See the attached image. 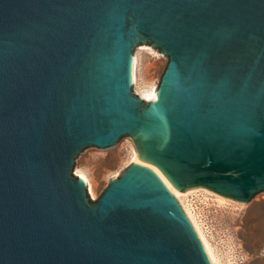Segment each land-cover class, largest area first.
I'll return each instance as SVG.
<instances>
[{
  "label": "water",
  "instance_id": "1",
  "mask_svg": "<svg viewBox=\"0 0 264 264\" xmlns=\"http://www.w3.org/2000/svg\"><path fill=\"white\" fill-rule=\"evenodd\" d=\"M123 136L136 162L93 200L76 159ZM164 181L264 191V0H0V264H212Z\"/></svg>",
  "mask_w": 264,
  "mask_h": 264
},
{
  "label": "rangeland",
  "instance_id": "2",
  "mask_svg": "<svg viewBox=\"0 0 264 264\" xmlns=\"http://www.w3.org/2000/svg\"><path fill=\"white\" fill-rule=\"evenodd\" d=\"M134 54L137 56V71L132 89L139 95L149 94L158 86L168 56L151 43L137 46ZM135 155L137 152L131 137L123 136L111 147L84 149L76 159L74 172L88 178L92 188L91 191L88 185L90 196L96 200L111 178L121 174ZM185 192L184 196H175L186 214L189 216L188 210L192 213L220 264H264V191L246 203L206 188Z\"/></svg>",
  "mask_w": 264,
  "mask_h": 264
},
{
  "label": "bare ground",
  "instance_id": "3",
  "mask_svg": "<svg viewBox=\"0 0 264 264\" xmlns=\"http://www.w3.org/2000/svg\"><path fill=\"white\" fill-rule=\"evenodd\" d=\"M144 47L146 48L147 46H144ZM136 71H137V56H136L135 54H133V61H132V80H133V82H134L135 79H136ZM157 90H158V86H156V87H155V88H154L149 94H144V95H140V96H141L144 100L148 101V100L154 95V93H155ZM136 156H137V155L134 156V158H133V162H136V161H135V157H136ZM80 176L83 177V178L86 180L87 185H89L90 190L92 191L91 183L89 182L88 178H87L85 175H83V174H81ZM164 182H165V181H164ZM165 183H166V182H165ZM166 184L168 185V187L170 188V190H171L175 195H177L178 197H180V196H184V195L187 194V192H180V191L174 189V188H173L172 186H170L168 183H166ZM188 212H189L188 214H189L190 218L192 219V221H193V223H194V225H195V227H196V229H197V231H198L197 233H199L198 235H200L199 237H201L200 239H202L201 241H203L202 243H203V245H204V247H205V250H206V252H207V254H208V256H209V258H210L212 264H220L219 261H218V259H217V257H216V255H215L214 252H213L212 247L210 246L209 242L207 241L206 237L204 236V234H203L201 228L199 227V225H198L197 222L195 221V219H194L192 213L190 212V210H188ZM189 216H188V217H189ZM194 225H193V226H194ZM195 227H194V228H195ZM196 229H195V230H196Z\"/></svg>",
  "mask_w": 264,
  "mask_h": 264
}]
</instances>
